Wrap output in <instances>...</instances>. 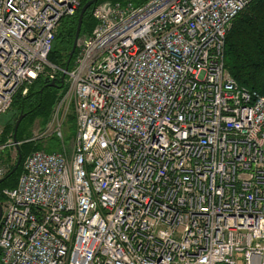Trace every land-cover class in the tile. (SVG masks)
Here are the masks:
<instances>
[{"label": "built area", "instance_id": "2783aa9c", "mask_svg": "<svg viewBox=\"0 0 264 264\" xmlns=\"http://www.w3.org/2000/svg\"><path fill=\"white\" fill-rule=\"evenodd\" d=\"M251 1H100L64 70L48 55L80 0H0V119L40 77L65 87L43 132L0 144L60 147L1 191L0 264H264V94L224 62Z\"/></svg>", "mask_w": 264, "mask_h": 264}, {"label": "trees", "instance_id": "16d2710c", "mask_svg": "<svg viewBox=\"0 0 264 264\" xmlns=\"http://www.w3.org/2000/svg\"><path fill=\"white\" fill-rule=\"evenodd\" d=\"M87 1L88 0H80L79 9L75 14L70 17H64L59 22L51 51L48 55V60L50 63L60 68H65V62L74 38L77 17L80 8ZM100 1L104 0H98V2ZM108 1L112 3L130 1L134 5L139 6L146 3L148 0ZM92 8L93 6L84 13L80 34L91 33L95 26V21L91 15ZM231 26L225 38V67L240 87L257 92L258 94H264V0H252L248 6L236 16ZM72 63L73 60H71L70 65ZM70 65L68 69H71ZM44 80L45 79L42 77L38 78L29 86L25 96L18 94L13 99L9 110V112H12V125H5L2 130V135L0 136V142H5L11 132L13 133L15 122L20 115H24V117L17 129L16 142L30 139V127L36 119L41 121L48 119L55 100L65 87L60 85L56 88L44 87ZM22 131L25 132L27 138L21 139L23 136ZM10 136H12V134ZM54 147L57 148V145L48 144L46 147L42 148L40 145H35L33 142L23 143L19 146V153L22 156L21 163L18 170L0 184V204H2L3 200L1 191L4 188L15 187L24 156L34 150H45L49 152L55 149ZM6 154L8 162L9 155L8 153ZM14 163L15 161L9 166L4 177L13 168Z\"/></svg>", "mask_w": 264, "mask_h": 264}, {"label": "rangeland", "instance_id": "374dc122", "mask_svg": "<svg viewBox=\"0 0 264 264\" xmlns=\"http://www.w3.org/2000/svg\"><path fill=\"white\" fill-rule=\"evenodd\" d=\"M232 27V26H231ZM70 67H72V64L70 65ZM53 106L51 108L50 114L52 112ZM12 112L10 111L9 113H7L3 118L0 119V136L2 135V130L5 127V125H12ZM50 116V115H49ZM49 118V117H48ZM48 120V119H47ZM47 120L45 119L44 121H41L39 119H36L33 123V125L30 127V137L32 136V134L34 135L35 133H41L44 131L45 127H46V122ZM63 134H64V141L66 143H71L74 139V135H75V120H74V115L72 114V112H68V114L66 115V117L64 118V124H63ZM12 134V132H11ZM10 134V135H11ZM9 135V137H10ZM22 138H27V136L25 135V132L22 131ZM8 137V138H9ZM20 139V140H21ZM2 142H0L1 144ZM33 143H35V145H40L42 148L46 147L48 144H56L57 148L54 147L55 149H53L52 151H59L60 147L59 144L57 143L56 140H48V141H33ZM24 149V148H23ZM9 155L8 157V162H7V154ZM0 157L5 161V163L7 164V168H9L10 165L13 164L14 161H16L17 159V150L15 149H6L2 154H0Z\"/></svg>", "mask_w": 264, "mask_h": 264}, {"label": "water", "instance_id": "95a60500", "mask_svg": "<svg viewBox=\"0 0 264 264\" xmlns=\"http://www.w3.org/2000/svg\"><path fill=\"white\" fill-rule=\"evenodd\" d=\"M98 2V0H88L86 3H84L82 5V7L80 8V11H79V14H78V17H77V23H76V28H75V33H74V38H73V42H72V46H71V49L68 53V57H67V60L65 62V68L64 70H67L70 63H71V60H72V57L75 53V50H76V44H77V40H78V37L80 35V32H81V26H82V21H83V16H84V13L92 6H94L96 3ZM63 80H64V75L61 76L60 80H59V85H62L63 84ZM44 87H58L57 83L55 82H48V80H44ZM42 91V89H41ZM24 115H20L17 119V121L15 122V125H14V128H13V133H12V139L13 141L15 142L16 141V133H17V129H18V126L21 122V120L23 119ZM21 159H22V156L21 154L19 153V149H17V159L13 165V168L9 171V173L0 179V184L6 180L9 176H11L12 174H14L18 168H19V165L21 163ZM0 218H1V206H0Z\"/></svg>", "mask_w": 264, "mask_h": 264}]
</instances>
